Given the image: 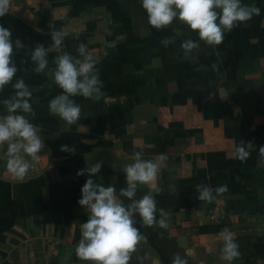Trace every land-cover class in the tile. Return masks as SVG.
<instances>
[{"label":"crops","instance_id":"1","mask_svg":"<svg viewBox=\"0 0 264 264\" xmlns=\"http://www.w3.org/2000/svg\"><path fill=\"white\" fill-rule=\"evenodd\" d=\"M243 3L260 7L261 14L226 33L218 46L200 42L182 60L179 44L198 40L197 34L179 20L159 31L152 28L140 0H13L0 25L11 28L13 39L25 45L14 57L20 69L16 77L33 91V123L46 146L24 180L10 177L5 149L0 148V264H88L74 252L80 223L87 219L77 201L88 177L76 172L103 160L94 179L119 190L125 186L121 168L136 151L154 161L166 157L158 176L162 191L156 196V215L166 216L169 228L148 227L161 251L160 256L148 242L141 246L140 254L152 256L149 264H171L177 252L188 264H228L220 254L218 234L189 230L215 225L208 209L219 205L225 211L230 200L256 201L263 207L262 213L242 219L227 216L231 221L226 227L241 253L232 264H264V163L257 152L264 146V0ZM40 13L47 16L43 24L48 30L42 29ZM49 25L62 30L64 39L85 36L104 83L99 101L74 98L81 116L73 125L49 114L48 102L61 90L33 72L28 59L36 43L50 48ZM166 36L176 37L168 48L160 44ZM106 41L115 47L107 48ZM63 49L64 42L49 51V69ZM11 93L9 85L0 92V101ZM5 112L0 103V114ZM241 140L252 143L244 163L231 155ZM64 144L75 153L61 152ZM201 183L227 184L228 192L211 203L199 201L195 186ZM148 187L142 185L137 196ZM136 226L141 228L139 222Z\"/></svg>","mask_w":264,"mask_h":264},{"label":"clouds","instance_id":"2","mask_svg":"<svg viewBox=\"0 0 264 264\" xmlns=\"http://www.w3.org/2000/svg\"><path fill=\"white\" fill-rule=\"evenodd\" d=\"M12 2L0 0V17L9 13ZM140 4L152 28L159 31L170 26L174 20H179L197 34L198 40L188 38L179 44L182 60L189 59L194 50L200 47V42L218 46L226 33L261 14L260 7L245 4L243 0H140ZM48 27L47 34L52 42L50 48L36 43L28 59L34 65L33 72L44 74L61 90L49 100V114L59 117L67 125H73L81 116V106L74 98L99 101L104 95V83L97 67L98 60L85 44L76 48L75 56L69 52L56 55L52 61L54 67L49 69V51L60 48L64 42V33L55 25ZM37 31L45 34L40 29ZM106 34L111 35V32L106 30ZM175 41V36H166L160 40V44L168 48ZM106 46L114 48L115 42L106 41ZM24 48L19 38L13 39L11 28L0 25V92L9 85L12 88V93L0 101L6 109L5 113L0 114V148L5 149V167L15 180H24L28 176L34 167L33 162L40 157L39 153L46 146L37 124L33 123L36 116L32 104L33 91L22 77H16L20 69L14 57ZM27 62L23 59L21 61ZM251 147V142L243 140L234 143L232 158L246 162L251 155ZM59 150L75 153V148L67 144L61 145ZM257 152L260 162L264 163V146H259ZM165 160L164 155L160 156L159 161H154L145 159L142 151L134 152L131 162L121 168L125 186L119 190L115 185L106 186L94 179L101 172L103 160L89 163L76 172L78 177H88L80 188L77 201L87 215L86 221L80 223V239L74 248L79 260L88 264H133L134 259L136 264H149L152 261L150 253L140 254L141 246L147 243L148 237L136 225L139 222L149 228H169L167 217L161 215L157 219L156 215V196L162 191L158 176ZM142 185L149 186L148 191L137 196ZM195 192L197 200L211 203L228 192V185L213 187L201 183L195 186ZM159 235L163 238V233ZM218 237L222 259L228 264L238 260L241 253L234 234L225 227L218 233ZM171 264H188V259L177 252L171 258Z\"/></svg>","mask_w":264,"mask_h":264},{"label":"trees","instance_id":"3","mask_svg":"<svg viewBox=\"0 0 264 264\" xmlns=\"http://www.w3.org/2000/svg\"><path fill=\"white\" fill-rule=\"evenodd\" d=\"M40 21L42 22V29L48 30L45 24L47 22V16L45 13L39 14ZM81 44H85V36H68L64 39V49L63 52H69L73 54L74 56L77 55L76 48L80 46ZM86 45V44H85ZM224 213L230 212V215H235L239 219H242V216L244 215H254L257 213L263 212V207L256 201L248 202V201H237V200H230L227 201L224 206ZM246 213V214H245ZM229 216V215H228ZM227 218V217H226ZM158 219V218H157ZM231 219L228 220L230 222ZM228 222L226 219L224 221H217L215 225H204V226H198L195 225L190 229L189 231L194 232L198 235H212V234H218L223 228L228 225ZM140 230H142V233L145 234L148 237L147 242L154 248L161 256V251L157 248L155 242L152 240V238L148 235L149 228L142 226ZM186 230H188L186 228ZM163 259V257H162Z\"/></svg>","mask_w":264,"mask_h":264},{"label":"built area","instance_id":"4","mask_svg":"<svg viewBox=\"0 0 264 264\" xmlns=\"http://www.w3.org/2000/svg\"><path fill=\"white\" fill-rule=\"evenodd\" d=\"M230 215V212L224 213L219 205H215L208 209L207 216L213 221H224L226 217Z\"/></svg>","mask_w":264,"mask_h":264}]
</instances>
